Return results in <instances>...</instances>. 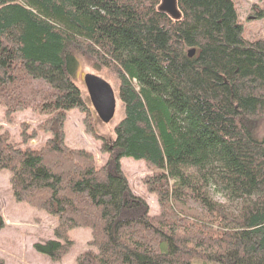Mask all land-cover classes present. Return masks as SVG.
Instances as JSON below:
<instances>
[{
	"label": "trees",
	"instance_id": "16d2710c",
	"mask_svg": "<svg viewBox=\"0 0 264 264\" xmlns=\"http://www.w3.org/2000/svg\"><path fill=\"white\" fill-rule=\"evenodd\" d=\"M161 1L0 0L3 121L42 117L20 124L19 144L0 126V172L16 202L57 219L41 247L53 261L81 227L90 240L75 264H264V42L244 38L233 0H175L178 19ZM83 59L118 82L114 140L95 134L102 163L64 143L70 110L92 130ZM39 131L43 145L23 147ZM122 158L144 163L157 215Z\"/></svg>",
	"mask_w": 264,
	"mask_h": 264
},
{
	"label": "rangeland",
	"instance_id": "374dc122",
	"mask_svg": "<svg viewBox=\"0 0 264 264\" xmlns=\"http://www.w3.org/2000/svg\"><path fill=\"white\" fill-rule=\"evenodd\" d=\"M238 20L243 28V36L247 40H262L264 42V0H233ZM94 63L80 60L76 74V85L82 96H88L83 84L85 74H94L102 78L114 91L117 92L118 82L115 75L106 69L94 70ZM92 130L87 131L83 122V115L77 110L66 112L63 125L64 143L70 149H80L95 154L96 162L102 163L103 158L98 155L100 136L106 141L114 140V127L122 116V110L118 100L116 101L113 119L104 124L98 120L92 108ZM42 117L32 116L29 110L16 114L14 122L10 125L3 121V109L0 108L1 131H7L11 142L19 144L18 137L21 123H27L31 129H35L36 123ZM258 133H264L262 125ZM96 134V135H95ZM49 138V135L41 131L37 136L28 140L25 148L38 150ZM99 165V164H98ZM121 169L127 178L130 191L141 198L148 208L150 216L158 213V205L154 195L150 194L141 184V179L148 172L143 162L130 158L120 160ZM9 173L0 172V217L3 227L0 229V260L3 264H75L76 258L85 250L90 240V231L86 228H72L67 230L66 239H60L64 244L70 241L69 249L58 260L53 261L50 252L41 249L49 241H56L54 229L57 219L45 210L36 209L25 203L16 202L9 190Z\"/></svg>",
	"mask_w": 264,
	"mask_h": 264
},
{
	"label": "water",
	"instance_id": "95a60500",
	"mask_svg": "<svg viewBox=\"0 0 264 264\" xmlns=\"http://www.w3.org/2000/svg\"><path fill=\"white\" fill-rule=\"evenodd\" d=\"M159 11L172 19L179 18L175 0H162ZM193 53L194 51H189L188 57H191ZM82 80L89 103L98 120L104 124L109 123L113 119L116 108L117 97L114 91L108 83L94 74H85Z\"/></svg>",
	"mask_w": 264,
	"mask_h": 264
}]
</instances>
